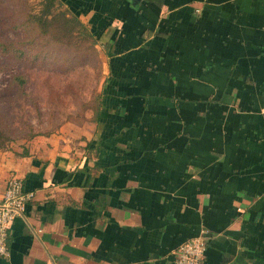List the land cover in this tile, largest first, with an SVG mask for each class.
Returning a JSON list of instances; mask_svg holds the SVG:
<instances>
[{
  "label": "crops",
  "instance_id": "1",
  "mask_svg": "<svg viewBox=\"0 0 264 264\" xmlns=\"http://www.w3.org/2000/svg\"><path fill=\"white\" fill-rule=\"evenodd\" d=\"M104 49L98 117L0 164L34 197L0 264H264V0H59Z\"/></svg>",
  "mask_w": 264,
  "mask_h": 264
},
{
  "label": "rangeland",
  "instance_id": "2",
  "mask_svg": "<svg viewBox=\"0 0 264 264\" xmlns=\"http://www.w3.org/2000/svg\"><path fill=\"white\" fill-rule=\"evenodd\" d=\"M43 1L0 0V131L8 138L0 164L25 153L38 136L72 140L96 110L104 49L91 50L82 36L67 42L42 33L29 21Z\"/></svg>",
  "mask_w": 264,
  "mask_h": 264
},
{
  "label": "built area",
  "instance_id": "3",
  "mask_svg": "<svg viewBox=\"0 0 264 264\" xmlns=\"http://www.w3.org/2000/svg\"><path fill=\"white\" fill-rule=\"evenodd\" d=\"M34 197L24 189V183L15 175L0 188V255H9V229L17 217H24L26 206ZM207 250L206 231L183 242L176 251L177 264H204Z\"/></svg>",
  "mask_w": 264,
  "mask_h": 264
},
{
  "label": "trees",
  "instance_id": "4",
  "mask_svg": "<svg viewBox=\"0 0 264 264\" xmlns=\"http://www.w3.org/2000/svg\"><path fill=\"white\" fill-rule=\"evenodd\" d=\"M57 5H63L59 0H44L43 8L39 14L32 16L29 21L31 24L38 25L42 33H48L53 38H60L58 41L71 42L75 35L82 36L89 45L91 50L97 44V39L92 31L85 25L81 18L69 11L67 8L58 10ZM2 44L0 41V50L2 51ZM21 78V77H20ZM101 100V91L97 95V105L93 117H98V104ZM5 133L0 131V148L5 147V141L8 139Z\"/></svg>",
  "mask_w": 264,
  "mask_h": 264
}]
</instances>
